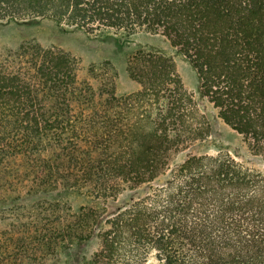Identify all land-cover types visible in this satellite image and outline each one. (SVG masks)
Returning <instances> with one entry per match:
<instances>
[{"label":"trees","instance_id":"trees-1","mask_svg":"<svg viewBox=\"0 0 264 264\" xmlns=\"http://www.w3.org/2000/svg\"><path fill=\"white\" fill-rule=\"evenodd\" d=\"M42 19L112 34L105 39L113 43L161 36L192 70L194 91L170 57L144 54L126 65L140 86L129 108L140 114L128 109L80 138L57 128L75 123V105L94 108L79 119L96 127L118 100L111 95L97 109L74 57L25 42L0 60V174L22 137L44 184L86 188L113 204L141 196L131 211L93 221L97 250L85 264H264V171L190 151L209 140L211 115L264 162V0H0V21ZM68 228L70 239L88 238L84 226Z\"/></svg>","mask_w":264,"mask_h":264},{"label":"rangeland","instance_id":"rangeland-1","mask_svg":"<svg viewBox=\"0 0 264 264\" xmlns=\"http://www.w3.org/2000/svg\"><path fill=\"white\" fill-rule=\"evenodd\" d=\"M107 37L114 36L85 34L50 19L0 21V60L25 42L54 48L74 57L77 61V81L81 88L90 89L89 92L95 94L97 109H100L99 104L103 106L110 101L111 95L119 101L111 102L108 115L103 114L97 123L98 127L80 123L79 112L82 110L85 116H91L94 108L78 107L76 104L73 108L75 123L64 126L59 122L57 128L66 129L68 134L74 132L80 138L96 136L108 120L114 122L116 115L120 116L128 109L140 114L136 107L129 108L132 100L128 98L136 95L140 86L128 76L126 65L128 62L138 63L144 54L162 53L170 57L186 89L194 91L195 77L192 70L165 38L147 33L129 37L119 35L115 36L118 42L113 43L106 40ZM209 120L212 126L209 140L195 145L190 149L191 152L210 156L227 154L236 161L249 163L264 171V162L248 151L241 136L211 118V115ZM29 148L28 142L22 137L16 138L10 151L11 157L2 165L7 172L0 174V255L13 262L7 264H85L97 250V243L91 238L95 223L104 216L131 211L141 202V196L123 195L113 204L97 199L86 188L77 192L63 188L56 181L44 184L29 167L25 155ZM87 215L92 216V221L85 225L83 217ZM69 226H84L88 238L82 242L70 239ZM51 234L56 236L49 242ZM44 239L45 244L38 245ZM18 241L23 242L21 247Z\"/></svg>","mask_w":264,"mask_h":264}]
</instances>
